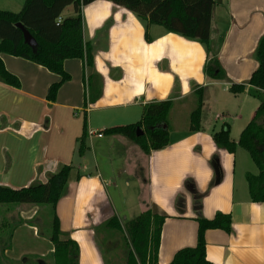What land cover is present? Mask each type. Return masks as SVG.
Returning <instances> with one entry per match:
<instances>
[{"label": "crops", "instance_id": "crops-1", "mask_svg": "<svg viewBox=\"0 0 264 264\" xmlns=\"http://www.w3.org/2000/svg\"><path fill=\"white\" fill-rule=\"evenodd\" d=\"M214 1L212 54L219 59L227 81L205 75L212 56L205 45L151 25L107 0L83 8L84 39L94 55L92 77L84 60L65 61L71 80L59 90L55 102L47 97L50 87L61 82L60 76L25 59L1 55L21 87L0 81V185L19 190L47 183L64 166L78 170L81 180L71 183L57 214L62 232L79 246V264H109L100 247L101 230L108 247L117 249L115 264H122L118 259L122 247L112 240L122 233L103 226L116 217L125 230L122 220L130 209L118 210L109 197L115 178L102 176L98 164L102 147L107 165L113 167L117 160L125 165L123 175L127 172L138 179L143 175L147 199L142 213L157 207L166 216L159 264H171L179 251L195 248L198 217L213 220L219 213L232 217V231L206 232L207 260L213 264H264V202L252 201L247 178L258 176L259 170L239 146L260 101L249 94V87L239 95L231 92L233 84L248 83L259 67L254 54L264 36V0ZM70 8L74 14L70 6L63 19H69L66 11ZM197 87L204 88L202 129L191 132ZM168 100L173 101V108L167 148L146 154L131 139L104 133L140 122L146 105ZM86 122L88 132L104 136L89 134L88 150L80 157L79 141ZM226 125L237 144L234 153L219 148L214 140V134ZM18 211L8 210L19 224L11 246L7 248L5 241L0 244L4 247L0 264H54L55 247L42 230L50 220V209L23 204ZM45 215L42 226L38 217L44 219ZM10 220L6 219L7 225ZM122 238L126 261L129 245L123 234Z\"/></svg>", "mask_w": 264, "mask_h": 264}, {"label": "trees", "instance_id": "trees-1", "mask_svg": "<svg viewBox=\"0 0 264 264\" xmlns=\"http://www.w3.org/2000/svg\"><path fill=\"white\" fill-rule=\"evenodd\" d=\"M98 0H25L20 13L0 10V81L20 88L19 79L5 67L1 55L7 54L22 58L46 68L62 78L53 84L48 92V100L55 102L59 90L71 80L65 71L67 60L81 59L86 63L90 78L95 70L92 46L84 39L83 8ZM123 6L148 21L151 25L164 27L168 32L180 35L188 40L205 45L208 55L212 54L211 24L214 0H107ZM74 8V17L63 19L66 8ZM62 19L60 23L59 20ZM21 24L36 40L34 49L25 41ZM254 57L259 64L251 80L243 85L233 84L231 92L235 95L244 93L249 87V94L260 101V106L253 121L241 135L239 146L251 156L259 170L258 176L248 175L252 201L264 202V36L259 41ZM205 75L213 80H228L216 55L210 57ZM177 92V88H176ZM197 107L191 115V132L202 129L204 108V88L197 87ZM173 101L154 102L144 107L142 120L136 124L106 130V135H117L131 139L141 146L146 154L159 151L170 145L169 116ZM84 135L79 144V156L83 157L87 150L89 136L87 122ZM166 126V128H164ZM145 132L137 136L138 130ZM219 148L234 153L237 144L231 139V129L226 125L214 134ZM81 174L73 166H64L58 173L52 174L48 182L34 183L23 189H12L0 185V211L9 204H29L37 207H48L52 218L50 240L55 247L54 264H79L80 249L78 244L66 237L61 230V221L57 214L59 202L68 194L69 186L81 180ZM166 220L157 207L129 222L123 230L118 218L114 217L104 224L110 231L122 233L129 245V253L125 264H159L162 227ZM198 244L195 248L179 251L171 264H213L206 256V232L209 230L232 231V217L222 213L213 220L198 217ZM16 226L1 227L0 244L5 241L7 248ZM10 230L9 233H7ZM125 231V232H124ZM62 237L64 240H62ZM4 247L0 245V255Z\"/></svg>", "mask_w": 264, "mask_h": 264}, {"label": "rangeland", "instance_id": "rangeland-1", "mask_svg": "<svg viewBox=\"0 0 264 264\" xmlns=\"http://www.w3.org/2000/svg\"><path fill=\"white\" fill-rule=\"evenodd\" d=\"M9 3H18V4L21 3V4H19V7H18L16 5H14V6L9 5ZM24 4H25V0H0V10H5V11L11 10L10 12L20 13L23 10ZM71 11H72L71 8L68 11H66V15L69 16V18L74 16V14L71 13ZM253 99H254V97H253ZM252 101L254 102V100H252ZM244 110H245V114H247V109L244 108ZM230 114H232V113H230ZM116 137L124 139L123 136H116ZM89 146H90V144H89ZM100 152L102 154L99 157L100 161L98 160V164L102 170L103 178H109L111 176H113L115 178V185L112 187H109V189H108L110 199L112 200L113 204L118 208V210L123 211L125 208L130 209V213L127 214V216L125 217L128 219L123 218L124 221L122 220V223L124 225H127L128 222L135 220L140 215L144 214V213H142V208H143L144 201L147 199L146 198V192H145V189L143 187L144 177H143V175H140V177L138 179L137 177L135 178V176H132L127 172L125 175H123L122 171L126 170L125 165L120 164L119 161H117V160H115V165L113 167H111L110 165H107L106 161H105V158H107L106 157L107 152L105 151V148L102 147L100 149ZM112 154L116 157L118 156L115 154V152H112ZM92 166L95 167V157L92 158ZM138 180H139V184H136L135 182H138ZM19 207H20V205H17V204H9V205H5L1 208V211H0L1 227H4L5 224L7 225L6 219H9V220L12 219L9 216L11 214H10V212L8 213V210L18 211ZM16 214H17V212H16ZM48 217H50V215ZM38 220L41 221V225L43 226V224L45 223L44 221H46V215L44 216V219L41 216H39ZM9 222L11 224H9L8 226H11L12 228L19 224V223L16 224V222H17L16 218L10 220ZM51 222H52V218L50 217L48 224H44L45 228L42 227V230L46 234V236L50 235V233L52 232ZM46 225H48V229H46ZM103 231L104 230H101L99 233L100 234L99 235L100 241H102L100 247H101V249H102V251L106 257L107 262L109 264H115L116 260H115L114 252L115 251L117 252V249H111L108 247V244L106 242L107 238H105V236H103V238L101 237L102 236L101 232H103ZM9 232H10V230L7 233H9ZM116 239H114V237H112L113 242L117 243V246H119V248L122 247V248H120L118 259L120 262H122V264H125L124 258H125V254L127 251H126L125 244H123L124 241L122 238V234H117ZM114 240H116V241H114Z\"/></svg>", "mask_w": 264, "mask_h": 264}, {"label": "water", "instance_id": "water-1", "mask_svg": "<svg viewBox=\"0 0 264 264\" xmlns=\"http://www.w3.org/2000/svg\"><path fill=\"white\" fill-rule=\"evenodd\" d=\"M18 26L24 31L26 43L35 49L37 47V42L34 39V37L26 29H24V27L21 24H19ZM164 128H166V126H164ZM144 134L145 132L141 129H139L137 132V136H143Z\"/></svg>", "mask_w": 264, "mask_h": 264}, {"label": "built area", "instance_id": "built-area-1", "mask_svg": "<svg viewBox=\"0 0 264 264\" xmlns=\"http://www.w3.org/2000/svg\"><path fill=\"white\" fill-rule=\"evenodd\" d=\"M59 22L61 23L62 20L60 19ZM89 134H90V136L97 135L99 138H102V137L104 136L103 133H98V134H97V133H95V132H93V131H90Z\"/></svg>", "mask_w": 264, "mask_h": 264}]
</instances>
